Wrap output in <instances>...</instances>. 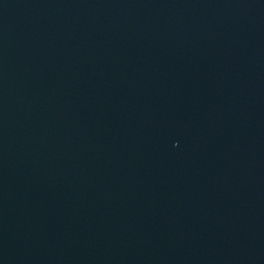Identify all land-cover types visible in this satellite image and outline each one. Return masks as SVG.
Masks as SVG:
<instances>
[{
  "label": "water",
  "instance_id": "1",
  "mask_svg": "<svg viewBox=\"0 0 264 264\" xmlns=\"http://www.w3.org/2000/svg\"><path fill=\"white\" fill-rule=\"evenodd\" d=\"M0 264H264V0H0Z\"/></svg>",
  "mask_w": 264,
  "mask_h": 264
}]
</instances>
